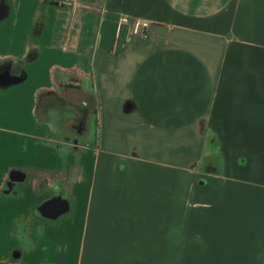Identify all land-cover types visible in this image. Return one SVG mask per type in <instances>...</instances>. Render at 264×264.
I'll use <instances>...</instances> for the list:
<instances>
[{"label": "crops", "instance_id": "crops-1", "mask_svg": "<svg viewBox=\"0 0 264 264\" xmlns=\"http://www.w3.org/2000/svg\"><path fill=\"white\" fill-rule=\"evenodd\" d=\"M8 66L0 264H264V0H0Z\"/></svg>", "mask_w": 264, "mask_h": 264}, {"label": "rangeland", "instance_id": "rangeland-1", "mask_svg": "<svg viewBox=\"0 0 264 264\" xmlns=\"http://www.w3.org/2000/svg\"><path fill=\"white\" fill-rule=\"evenodd\" d=\"M72 94V96L73 97H75L74 99H73V101H72V103H71V105L69 104L68 105V107L67 106H65V107H63L64 108V110H66L68 113H67V115H71V113H74V111L76 110V107H81V106H86V104L89 106V108L91 107H93L94 106V103H93V100L91 99V98H88V97H86V95L85 94H83V93H80V92H76V93H71ZM76 103V105L75 106H73L74 104L73 103ZM84 102L86 103V104H84ZM63 106V105H62ZM51 121H52V119H51ZM81 127V122H79L77 125H76V129L78 128H80ZM83 127V126H82ZM90 134H94L95 133V124L93 123V124H91V126H90Z\"/></svg>", "mask_w": 264, "mask_h": 264}, {"label": "water", "instance_id": "water-1", "mask_svg": "<svg viewBox=\"0 0 264 264\" xmlns=\"http://www.w3.org/2000/svg\"><path fill=\"white\" fill-rule=\"evenodd\" d=\"M9 67H4L0 72V85L3 86L0 91L6 92L10 88L17 86L23 83L26 80V75L22 76H11ZM67 212H63L62 215H65Z\"/></svg>", "mask_w": 264, "mask_h": 264}, {"label": "built area", "instance_id": "built-area-1", "mask_svg": "<svg viewBox=\"0 0 264 264\" xmlns=\"http://www.w3.org/2000/svg\"><path fill=\"white\" fill-rule=\"evenodd\" d=\"M130 18L126 15H123L120 19V23L123 24H129ZM149 22L141 20V19H135L133 20V34L139 35L142 33L143 30L147 29L149 27Z\"/></svg>", "mask_w": 264, "mask_h": 264}]
</instances>
